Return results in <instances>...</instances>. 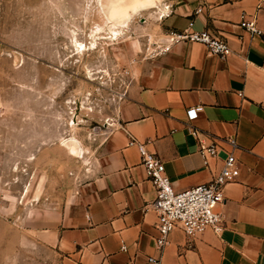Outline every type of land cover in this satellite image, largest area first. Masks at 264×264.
I'll return each instance as SVG.
<instances>
[{
    "label": "crops",
    "instance_id": "0c3cea01",
    "mask_svg": "<svg viewBox=\"0 0 264 264\" xmlns=\"http://www.w3.org/2000/svg\"><path fill=\"white\" fill-rule=\"evenodd\" d=\"M166 5L164 31H184L194 21L195 31L226 40L233 53L223 60L204 45L182 44L143 63L97 174L70 208L46 209L41 194L31 199L25 190L15 204L0 176V264H148L150 256L162 264H264V37L241 24L246 13L264 31V0ZM199 106L190 121L187 110ZM129 135L161 158L177 191L210 182L223 165L222 154L204 166L201 141L234 151L238 171L218 208L222 234L208 230L189 238L176 230L164 250L157 249L158 217L150 208L156 191Z\"/></svg>",
    "mask_w": 264,
    "mask_h": 264
},
{
    "label": "rangeland",
    "instance_id": "374dc122",
    "mask_svg": "<svg viewBox=\"0 0 264 264\" xmlns=\"http://www.w3.org/2000/svg\"><path fill=\"white\" fill-rule=\"evenodd\" d=\"M170 1L0 0L5 197L16 204L25 190L31 199L41 194L46 209L73 205L99 170L143 63L159 57L155 49L167 34L161 10ZM74 36L87 52L78 54Z\"/></svg>",
    "mask_w": 264,
    "mask_h": 264
},
{
    "label": "built area",
    "instance_id": "2783aa9c",
    "mask_svg": "<svg viewBox=\"0 0 264 264\" xmlns=\"http://www.w3.org/2000/svg\"><path fill=\"white\" fill-rule=\"evenodd\" d=\"M170 6L166 7L169 10ZM167 15H170L167 14ZM242 27L253 36L264 37V31L260 29L255 17L244 13L242 15ZM194 21L184 31H169L163 43L155 49L157 56L170 53L174 47L182 44L204 45L212 55L221 59H227L232 53L229 43L209 31H195ZM202 107H194L187 110L190 121L198 117ZM193 135L199 138L200 133L193 131ZM129 146H135L142 158V166L146 175L156 191V199L150 208L157 214V230L159 236L156 239V247L163 251L168 244L170 236L181 230L187 237L195 238L208 230H213L220 235L225 230L224 219L218 212V208L224 203V191L226 186L236 177L238 161L234 151L223 153L216 145H207L200 142V155L204 166L210 167L212 160L225 156L223 165L212 180L206 184L195 186L185 191H177L166 174L164 162L156 154L148 150V143H143L129 135ZM229 145L236 149V139H229ZM126 251L127 247H122ZM148 264H162V259L154 256L148 257Z\"/></svg>",
    "mask_w": 264,
    "mask_h": 264
},
{
    "label": "bare ground",
    "instance_id": "6f19581e",
    "mask_svg": "<svg viewBox=\"0 0 264 264\" xmlns=\"http://www.w3.org/2000/svg\"><path fill=\"white\" fill-rule=\"evenodd\" d=\"M134 5V4H133ZM149 5V4H148ZM138 7V6H137ZM141 7V5H140ZM166 7V6H165ZM115 8V7H114ZM117 8V7H116ZM119 9V8H118ZM147 9V8H146ZM141 10V8H140ZM114 14V12H112ZM115 15V14H114ZM120 15V14H119ZM110 16V15H109ZM113 17V16H112ZM111 17V18H112ZM127 22V21H126ZM124 23V22H123ZM124 25V24H123ZM119 34V33H118ZM116 36V35H115ZM113 37V36H112ZM72 42L74 44V46L77 48L78 50V54H84L85 52H87L88 50V46L87 44H84L83 42H79V40L77 39L76 36L72 37ZM94 45L93 48L95 49L97 47V44H92ZM91 47V46H90ZM91 49V48H90ZM70 142H72L73 144H75V146H77L79 148V156H81L82 158L85 157L86 155V150L85 148L83 147V144L82 142L77 139V138H74V139H71ZM64 144H66V141L64 140L63 141ZM78 154V153H77Z\"/></svg>",
    "mask_w": 264,
    "mask_h": 264
}]
</instances>
